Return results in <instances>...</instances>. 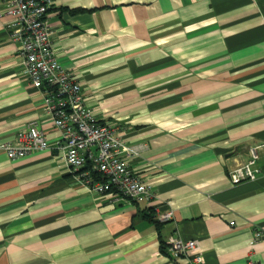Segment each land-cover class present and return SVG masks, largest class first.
Wrapping results in <instances>:
<instances>
[{
	"label": "crops",
	"instance_id": "1",
	"mask_svg": "<svg viewBox=\"0 0 264 264\" xmlns=\"http://www.w3.org/2000/svg\"><path fill=\"white\" fill-rule=\"evenodd\" d=\"M47 22L56 60L139 152L131 167L156 202L111 203L68 172L0 0V145L35 122L53 148L0 151V264H192L169 260L171 239L195 241L201 264H264V154L256 182L228 177L264 143V0H52Z\"/></svg>",
	"mask_w": 264,
	"mask_h": 264
},
{
	"label": "built area",
	"instance_id": "2",
	"mask_svg": "<svg viewBox=\"0 0 264 264\" xmlns=\"http://www.w3.org/2000/svg\"><path fill=\"white\" fill-rule=\"evenodd\" d=\"M6 14L12 19L8 29L11 41L18 45L25 75L31 87L42 97V109L53 120L60 133L57 149L61 161L78 184L90 193L110 195L111 203L130 201L154 206L156 194L150 183L142 181L130 162L139 152L119 136L117 127L100 123L84 104L81 86L56 60L52 49L47 16L52 0H3ZM45 133L33 122L17 133L12 143L0 145L10 161L51 151ZM264 154V143L249 148L250 159L229 173L233 185L256 182L260 176L258 162ZM160 223L173 220L172 211L161 213L153 207ZM262 237L255 234L252 243ZM195 241L171 239L167 257L171 262L195 255L192 264H201Z\"/></svg>",
	"mask_w": 264,
	"mask_h": 264
}]
</instances>
